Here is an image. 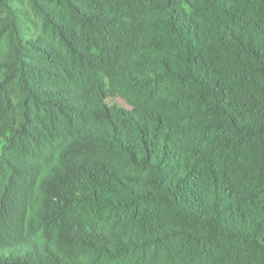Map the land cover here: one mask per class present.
Masks as SVG:
<instances>
[{
    "label": "trees",
    "instance_id": "16d2710c",
    "mask_svg": "<svg viewBox=\"0 0 264 264\" xmlns=\"http://www.w3.org/2000/svg\"><path fill=\"white\" fill-rule=\"evenodd\" d=\"M0 264H264V0H0Z\"/></svg>",
    "mask_w": 264,
    "mask_h": 264
},
{
    "label": "rangeland",
    "instance_id": "374dc122",
    "mask_svg": "<svg viewBox=\"0 0 264 264\" xmlns=\"http://www.w3.org/2000/svg\"><path fill=\"white\" fill-rule=\"evenodd\" d=\"M4 143V139L3 138H0V147L1 145Z\"/></svg>",
    "mask_w": 264,
    "mask_h": 264
}]
</instances>
